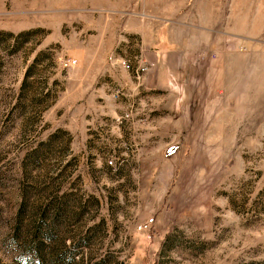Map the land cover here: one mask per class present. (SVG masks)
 <instances>
[{"label": "rangeland", "instance_id": "obj_1", "mask_svg": "<svg viewBox=\"0 0 264 264\" xmlns=\"http://www.w3.org/2000/svg\"><path fill=\"white\" fill-rule=\"evenodd\" d=\"M169 2L0 0V264H264V33Z\"/></svg>", "mask_w": 264, "mask_h": 264}, {"label": "crops", "instance_id": "obj_2", "mask_svg": "<svg viewBox=\"0 0 264 264\" xmlns=\"http://www.w3.org/2000/svg\"><path fill=\"white\" fill-rule=\"evenodd\" d=\"M102 1L104 6H107V0ZM188 1L168 0L171 4H179V8L184 7ZM193 2L190 10L181 15L184 20L189 17V14L195 19L194 25L184 24L186 27L183 32L190 35L192 42V46L186 48L188 51L185 55L188 58H194L192 62L185 61V65L229 66L234 59L232 53L235 37L241 39L242 43L245 42L239 44L240 48H248V44L254 39L252 37L264 33V0H193ZM109 6L118 13V2ZM132 32L138 34L137 29ZM136 42V39H131L129 43L133 45Z\"/></svg>", "mask_w": 264, "mask_h": 264}, {"label": "built area", "instance_id": "obj_3", "mask_svg": "<svg viewBox=\"0 0 264 264\" xmlns=\"http://www.w3.org/2000/svg\"><path fill=\"white\" fill-rule=\"evenodd\" d=\"M68 63L69 65H73L75 64V60H72L71 62L69 61ZM120 65L123 69H125L126 71L130 72L133 75V78L137 83L143 80V77L149 68L148 66L149 64L144 60H142L139 64L138 63L132 64L127 60H122ZM108 163L111 164V161H108Z\"/></svg>", "mask_w": 264, "mask_h": 264}, {"label": "trees", "instance_id": "obj_4", "mask_svg": "<svg viewBox=\"0 0 264 264\" xmlns=\"http://www.w3.org/2000/svg\"><path fill=\"white\" fill-rule=\"evenodd\" d=\"M27 76V73L25 74V77Z\"/></svg>", "mask_w": 264, "mask_h": 264}]
</instances>
